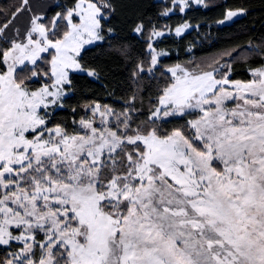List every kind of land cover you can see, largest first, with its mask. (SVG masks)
<instances>
[{
	"label": "snow or ice",
	"instance_id": "6c2138e0",
	"mask_svg": "<svg viewBox=\"0 0 264 264\" xmlns=\"http://www.w3.org/2000/svg\"><path fill=\"white\" fill-rule=\"evenodd\" d=\"M210 8L0 4V264H264V33L197 56Z\"/></svg>",
	"mask_w": 264,
	"mask_h": 264
},
{
	"label": "trees",
	"instance_id": "16d2710c",
	"mask_svg": "<svg viewBox=\"0 0 264 264\" xmlns=\"http://www.w3.org/2000/svg\"><path fill=\"white\" fill-rule=\"evenodd\" d=\"M14 2V0H0V4ZM60 3H68L69 0H60ZM131 0H122L123 4L130 3ZM158 2H165L159 1ZM216 3H228L229 5L234 4H244L250 8V15L239 20L238 24L232 25L230 28H225L224 26H217L212 23L216 18H219L221 9L220 8H210V9H198L191 13L193 17V23L200 22L201 28L198 31L191 30L185 35V42L195 41L197 44L194 52L197 56L203 55L205 53H211L217 48L224 46L228 43L229 38L234 37L237 33L242 32L247 28H252L255 26L253 31L250 33L254 37H259L264 33V0H215ZM178 19V17H173V21ZM207 34V35H205ZM240 39H246L245 35H241ZM171 44V42H168ZM90 55H98L101 62H105L109 59L108 54L101 53L99 49L92 48ZM183 55V53H181ZM177 57L175 54L171 57V60H175ZM169 60L168 62H171ZM83 83V81H81ZM94 89H99V84H93ZM103 92L102 89H100Z\"/></svg>",
	"mask_w": 264,
	"mask_h": 264
},
{
	"label": "rangeland",
	"instance_id": "374dc122",
	"mask_svg": "<svg viewBox=\"0 0 264 264\" xmlns=\"http://www.w3.org/2000/svg\"><path fill=\"white\" fill-rule=\"evenodd\" d=\"M59 1H60V0H56V2H59ZM159 1H165V0H159ZM190 31H191V30H189V32H190ZM189 32H188V33H189ZM186 34H187V33H186ZM186 34H185V35H186Z\"/></svg>",
	"mask_w": 264,
	"mask_h": 264
}]
</instances>
